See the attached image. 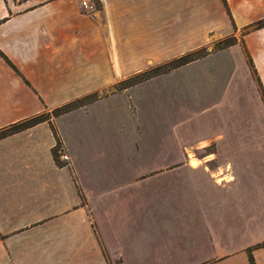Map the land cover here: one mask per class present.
<instances>
[{
    "label": "crops",
    "instance_id": "0c3cea01",
    "mask_svg": "<svg viewBox=\"0 0 264 264\" xmlns=\"http://www.w3.org/2000/svg\"><path fill=\"white\" fill-rule=\"evenodd\" d=\"M8 2L0 0V51L28 84L0 56V130L115 81L109 64H119L121 50L132 65H144L153 51L212 32L218 18L231 17L238 31L264 19V0H225L230 15L219 0H111L105 11L114 37L105 44L95 41L94 22L73 0L16 10ZM126 27L124 45L117 40ZM154 28L167 32L165 41L148 36ZM244 43L264 89V26L245 33ZM121 112L119 105L96 106L57 118L68 165L53 158L57 139L49 121L0 140V264H250L249 250L254 264H264V247H257L264 238H249V206L207 199L231 195L234 173L180 171L169 185L166 172L132 174L127 148L122 157L118 150L124 164L117 172L100 170L105 158L95 132L119 145L132 141V122H122ZM188 157L197 169L200 160ZM222 175L227 181L216 180ZM194 177L207 186L194 187L192 204L172 202L168 196L180 198L189 183L196 185ZM147 180L156 185L142 186ZM130 205L127 225L144 221V234L126 238ZM178 220H191L185 227L191 234H182Z\"/></svg>",
    "mask_w": 264,
    "mask_h": 264
},
{
    "label": "rangeland",
    "instance_id": "374dc122",
    "mask_svg": "<svg viewBox=\"0 0 264 264\" xmlns=\"http://www.w3.org/2000/svg\"><path fill=\"white\" fill-rule=\"evenodd\" d=\"M42 1L45 0H9L8 5L16 10ZM73 1L78 12L94 22V25L90 24V34L95 35V41L113 42L114 35L105 11L111 0L99 3L97 11L91 14L79 10V0ZM219 1L222 9L224 6L227 15H230L225 0ZM260 26H264V19L238 31L231 17L218 18L217 28L212 32L204 35L202 31V35L193 42L186 38L178 45L169 44L166 50L153 51L144 65H132L128 50H121L119 64L111 61L109 64V70L116 74L115 81L58 108L78 103L74 110L87 111L96 106L107 108L119 105L121 113L125 114L121 116V121L132 122L131 143L124 139L119 145V141L112 140L107 133L103 134L102 140L101 132H95L100 157L105 158L100 164L102 172H117L124 164L122 158L116 156L118 150L122 153L127 148L132 154V174L166 172L169 174V185H175L180 180L177 178L180 171L234 173L236 180L233 179L235 183L231 195L220 197L215 194L207 199L211 202L221 199L226 204H232L234 209L243 206L244 210L248 205L249 238H264V89L253 57L244 43L245 33ZM155 30L148 36L153 39L161 36L165 41L167 32L163 30V35H157ZM127 33L128 27L122 30L120 40H117L120 44H128ZM188 55L191 61L183 63L181 58ZM56 109L42 114L49 119L56 136L58 161L68 165L69 158L56 135L54 123L60 116L74 110L54 116ZM252 135L256 138H251ZM188 153L200 160L197 169L190 167ZM64 156L66 161L62 159ZM109 157L113 159L109 160ZM192 160V165L196 167ZM216 180L227 181L224 175ZM193 181L196 185L189 183L180 198L174 194L168 196L171 201L191 205L194 187L206 185L203 178L194 177ZM151 184L156 185L155 181L147 180L142 186ZM131 207L125 210L129 216L125 220L126 238L129 234L131 238L144 234V221L136 218L133 228L129 225ZM235 214L233 212V217ZM241 221L245 219L240 217ZM178 223L182 234L187 233L186 226H192L191 220H185L187 225L181 220Z\"/></svg>",
    "mask_w": 264,
    "mask_h": 264
},
{
    "label": "trees",
    "instance_id": "16d2710c",
    "mask_svg": "<svg viewBox=\"0 0 264 264\" xmlns=\"http://www.w3.org/2000/svg\"><path fill=\"white\" fill-rule=\"evenodd\" d=\"M2 21H0V24L2 23ZM0 56L8 63V65H10L15 70L16 74L18 76H20L24 80V82L26 84H28V82L16 70V68L12 65V63L8 60V58L1 51H0ZM189 59H190V56L189 55L181 58V60L183 61V63H188L189 61H191ZM258 82H259V80H258ZM259 85H260V83H259ZM260 87H261V85H260ZM262 94H263V92H262ZM263 96H264V94H263ZM77 104L78 103H71V104L65 105V106H63L61 108H58V109H56V110L53 111V115L54 116H59V115H62L64 113H67V112H69L71 110H74L78 106ZM48 120L49 119L46 118L44 114H42L40 116H36V117L30 118V119L24 120L22 122H19V123L10 125V126L4 128V129H1L0 130V140L3 139V138L8 137L10 135H13L15 133H18L20 131H23V130H26L28 128H31V127H33V126H35L37 124L42 123V122L48 121ZM52 155H53V158H54L55 162L57 164H59L58 156H57V149H55L53 151ZM257 247H264V242L261 243V244H259ZM249 263L250 264H254L253 258L251 256V250H249Z\"/></svg>",
    "mask_w": 264,
    "mask_h": 264
},
{
    "label": "built area",
    "instance_id": "2783aa9c",
    "mask_svg": "<svg viewBox=\"0 0 264 264\" xmlns=\"http://www.w3.org/2000/svg\"><path fill=\"white\" fill-rule=\"evenodd\" d=\"M105 0H79V9L84 14H91L97 11L98 4L104 3ZM64 161L67 160V157H62Z\"/></svg>",
    "mask_w": 264,
    "mask_h": 264
},
{
    "label": "bare ground",
    "instance_id": "6f19581e",
    "mask_svg": "<svg viewBox=\"0 0 264 264\" xmlns=\"http://www.w3.org/2000/svg\"><path fill=\"white\" fill-rule=\"evenodd\" d=\"M195 161H196V162H194V163H195V165H196V166H198V161H197V160H195Z\"/></svg>",
    "mask_w": 264,
    "mask_h": 264
}]
</instances>
